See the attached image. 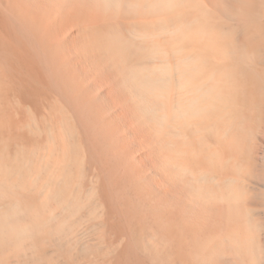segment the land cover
Listing matches in <instances>:
<instances>
[{
  "label": "bare ground",
  "instance_id": "1",
  "mask_svg": "<svg viewBox=\"0 0 264 264\" xmlns=\"http://www.w3.org/2000/svg\"><path fill=\"white\" fill-rule=\"evenodd\" d=\"M0 264H264V0H0Z\"/></svg>",
  "mask_w": 264,
  "mask_h": 264
}]
</instances>
